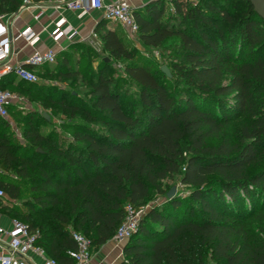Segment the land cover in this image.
<instances>
[{
    "label": "trees",
    "instance_id": "obj_1",
    "mask_svg": "<svg viewBox=\"0 0 264 264\" xmlns=\"http://www.w3.org/2000/svg\"><path fill=\"white\" fill-rule=\"evenodd\" d=\"M22 1L0 0V14L17 11ZM166 1L172 22L163 20ZM166 1L149 0L133 12L144 44L160 47L179 38L184 64L174 66L188 81L180 93L116 24L101 37L112 60L124 62L137 83L129 105L105 60L91 80L90 104H75L74 95L69 100L72 112L84 115L73 128L80 144H50L47 136L25 130L47 149L31 151L0 127V208L37 232L35 243L60 263L73 262L72 230L97 248L114 236L127 203L139 207L156 192L164 200L147 207L118 264H264V19L249 0ZM69 64L68 50H60L53 65H24L44 74L80 73L64 67ZM8 87L31 95L44 85L8 73L0 88ZM241 117L237 141L230 142L224 128ZM95 119L102 128L86 122ZM219 136L218 143H207ZM31 167L38 180L21 210L9 205L20 191L14 174L28 177ZM176 174L187 194L164 196L170 189L164 179Z\"/></svg>",
    "mask_w": 264,
    "mask_h": 264
},
{
    "label": "rangeland",
    "instance_id": "obj_2",
    "mask_svg": "<svg viewBox=\"0 0 264 264\" xmlns=\"http://www.w3.org/2000/svg\"><path fill=\"white\" fill-rule=\"evenodd\" d=\"M165 9L163 20L171 18L169 22H172L173 17L169 16L172 5L168 1H166ZM103 22L104 24L97 25L94 30L95 34H92L89 38L72 42L70 48L67 49L70 54V64L64 67L67 69L76 68L80 70V73L65 76L58 71L44 74L34 70L39 77L38 82L44 85L41 92L28 95L20 89H13L12 92L18 94L21 100L15 106L9 108L11 121L4 118L5 123H0V127L5 125L8 128L9 136L13 138V142L27 146L31 151L39 150L43 152L42 150H47L42 143H39L42 144L39 145L35 139L33 140L24 135L25 130H30L34 134L47 136L50 139V144L57 142L62 147L71 143L80 144V141L74 136L73 128L75 127V122L84 121V115L79 111L72 112L71 106L68 105L69 100L74 95L76 97L74 99L75 104H90V83L94 77L97 65L101 64V61L106 60L110 62L113 68L110 71V76L113 80L117 81L120 90L127 92L129 95L126 102L127 105L130 104V98L134 99L138 96L139 89L137 83L125 71L124 62L112 60L109 53L103 47L102 34L106 28L110 26L116 27L118 23L102 19ZM120 29L123 30L121 27ZM133 42L137 47L138 53L149 63L153 64L155 68L158 67L170 79V87L173 88V93H180L182 83L187 85L188 81L184 79L183 75H177L174 66L175 62L184 64L183 57H180L179 52V38L177 36L169 37L160 47L148 46L139 38L133 40ZM55 63L56 61L53 64ZM7 89L10 90L9 87ZM60 100H62V103H60ZM242 119L243 117L225 126L224 137L228 141H237L235 130ZM29 120H31L30 123L28 122ZM86 122L96 128L103 127V123L98 119L87 120ZM221 138L222 136L209 138L207 139V143L216 144ZM37 160L38 157L33 155L30 158V163L33 165ZM259 164L260 162L251 166L249 170H255ZM14 176L18 183H20V191L19 196L9 205L16 206L21 210H27L24 203L26 200L31 199V186L37 183L38 180L36 177L38 176L37 169L31 167L30 175L25 178H19L16 174ZM173 185L177 188L176 192H181L183 195L187 194L188 187L180 182L178 174L163 181L164 187H171ZM162 200H164L163 195L155 192L144 201L143 206L147 208L149 205L162 202ZM35 215L39 216L37 212Z\"/></svg>",
    "mask_w": 264,
    "mask_h": 264
},
{
    "label": "built area",
    "instance_id": "obj_3",
    "mask_svg": "<svg viewBox=\"0 0 264 264\" xmlns=\"http://www.w3.org/2000/svg\"><path fill=\"white\" fill-rule=\"evenodd\" d=\"M52 4L67 10L77 11L80 15L90 10H103V16L106 19L117 22L126 36L131 40L138 38L139 26L136 22L133 12V6L130 0H52ZM34 4L31 0H23L19 8L32 7ZM5 14H0V18ZM8 27L0 22V79L8 73L15 74L19 79L26 81H38L39 77L35 71L24 64H12L9 60V45L11 42L7 34ZM21 34L33 44L38 40V35L30 28L24 29ZM75 29L70 23H67L64 17H60L54 28L50 31V35L58 40L62 35L72 37ZM56 61V51L48 49L43 52L35 51L27 59V63L32 65L53 64ZM21 97L8 90L0 88V116L9 119L10 113L8 106L17 104ZM3 194L0 188V195ZM147 208L141 205L135 207L130 203L125 205V217L115 231L114 238L128 239L136 230L140 217L145 213ZM12 227L5 231L0 226V233L8 234V240L5 243L7 252L0 253V264H63L55 258L48 255L40 245L35 243L37 232H29L27 225L18 218H11ZM72 237L76 242L75 249H69L68 253L73 258L71 264H87L89 262L91 248L89 246V238L78 231L72 230ZM29 252L38 254L42 259L39 263H31L28 259Z\"/></svg>",
    "mask_w": 264,
    "mask_h": 264
},
{
    "label": "crops",
    "instance_id": "obj_4",
    "mask_svg": "<svg viewBox=\"0 0 264 264\" xmlns=\"http://www.w3.org/2000/svg\"><path fill=\"white\" fill-rule=\"evenodd\" d=\"M149 0H130L132 6H143ZM52 0H42L34 2L32 7L19 8L15 12L6 13L0 18L2 24L8 27V36L11 39L9 45V60L12 64L27 63V59L33 52H43L48 49H54L57 52L70 48L72 42L89 38L95 34L94 30L102 19L103 10H90L82 15L77 11L67 10L56 7ZM64 17L67 23H70L75 29L72 37L62 35L55 40L50 31L54 28L55 22ZM113 21V20H111ZM115 22V21H114ZM32 29L37 35L38 40L31 44L21 32L26 29ZM32 65V64H31ZM45 65V64H43ZM53 65V64H48ZM39 66V65H34ZM11 121V119H7ZM11 216L0 208V226L8 231L11 229ZM8 234L0 233V253L7 252L5 243L8 240ZM127 239L110 238L97 248H91L89 262L87 264H118L123 259V246ZM28 259L31 263L42 261L38 254L29 252Z\"/></svg>",
    "mask_w": 264,
    "mask_h": 264
},
{
    "label": "water",
    "instance_id": "obj_5",
    "mask_svg": "<svg viewBox=\"0 0 264 264\" xmlns=\"http://www.w3.org/2000/svg\"><path fill=\"white\" fill-rule=\"evenodd\" d=\"M254 7V10L264 19V0H249ZM166 71V70H165ZM176 186L173 185L167 191L166 196L171 197L176 193Z\"/></svg>",
    "mask_w": 264,
    "mask_h": 264
}]
</instances>
